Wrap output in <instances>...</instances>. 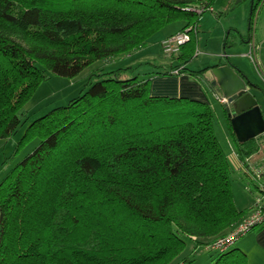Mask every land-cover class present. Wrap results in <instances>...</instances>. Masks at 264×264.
<instances>
[{
    "label": "trees",
    "instance_id": "16d2710c",
    "mask_svg": "<svg viewBox=\"0 0 264 264\" xmlns=\"http://www.w3.org/2000/svg\"><path fill=\"white\" fill-rule=\"evenodd\" d=\"M214 1L0 0L2 140L25 123L21 111L50 75L74 79L133 55L173 23L192 28L175 64L146 78L136 66L93 71L84 93L28 126L13 159L40 143L0 182V264H172L188 241L215 252L210 245L249 213L235 203L212 107L151 95L156 75L211 69L186 64ZM233 45L226 40L225 54ZM228 129L242 163L260 150L258 138L238 141L230 117ZM232 248L213 264H249Z\"/></svg>",
    "mask_w": 264,
    "mask_h": 264
},
{
    "label": "rangeland",
    "instance_id": "374dc122",
    "mask_svg": "<svg viewBox=\"0 0 264 264\" xmlns=\"http://www.w3.org/2000/svg\"><path fill=\"white\" fill-rule=\"evenodd\" d=\"M253 3L257 6L253 25L254 34L256 33L258 40L264 39V0H215L211 8L200 16L199 32L194 33L196 54L186 64L188 72L203 71L206 68L217 65L220 60H226L225 42L228 39L231 44L235 43V45L227 48L226 52L242 54L238 60L246 64L247 68L252 71V77L256 81H259L258 70L260 66L258 65V60L250 56L249 44L244 43V40L248 39L251 32L250 19ZM182 25L183 23L177 22L167 26L154 36L148 45L140 51L135 52L131 56L121 55L112 59V61H99L87 68L77 78L69 79L50 75V79L40 85L32 99L21 111L20 117L25 118L26 121L19 128L18 132L8 140L0 139V171H2L6 162V168L12 169L34 151L40 143L39 140L28 143L18 156L13 159V155L28 126L49 111L56 107L68 105L72 99L84 93L88 77L93 71L101 68L110 71L120 67L136 66L137 70L135 74H140L141 77L145 78L149 77V73L153 71H163L164 66L162 63L172 62L176 56L168 57L162 49L163 40L171 35L164 38L161 42L159 41L163 35L177 31ZM233 57L236 58V56ZM128 75L130 76L131 74ZM200 78L202 81H206L205 75L200 76L199 80ZM212 94L213 91L209 93V97L210 106H212L215 114L214 129L233 170L231 180L234 200L239 210L248 212L254 204L252 196L254 193L252 192H256L257 190L255 186L256 181L247 173L249 172L250 164L263 159L264 152L258 153L257 158L248 163L249 166L240 165L238 170L242 172V169H244L243 173L237 172L236 168L238 164L233 160L235 157L232 151L234 140L231 137L230 131L228 132L229 116L227 105L217 101L214 94ZM258 96L260 97L259 104L264 114V95L259 94ZM260 141H262L261 138ZM187 245V249L172 264H213L214 259L218 256V252H208L203 246L196 247L191 241H188ZM235 247L236 245L233 246V248Z\"/></svg>",
    "mask_w": 264,
    "mask_h": 264
},
{
    "label": "crops",
    "instance_id": "0c3cea01",
    "mask_svg": "<svg viewBox=\"0 0 264 264\" xmlns=\"http://www.w3.org/2000/svg\"><path fill=\"white\" fill-rule=\"evenodd\" d=\"M182 27L183 25L179 27L177 31L163 35L162 39L159 42H161L167 36L181 31ZM244 43L249 44L250 47L249 53L250 54L253 53V57L257 58L256 60H258V65L260 66L259 67L260 69L258 70L259 81H256L254 77H252V71H250L247 68V65L238 60L240 59L241 57L240 55L242 54L239 55L237 53L226 52L225 55L227 56V58H229L232 61L234 66H236L235 67L236 70L237 71L241 70L246 77H243L238 71L240 76H242L243 78H248V80L251 81L254 85L260 87V88L252 87L250 84L248 87L249 90H251V92L255 95V97L259 101L260 97L258 95L259 94L264 95L263 94L264 93V39L258 40L256 37V33L254 34V28H253L252 37L248 38ZM233 56H236V58ZM172 62H174V64L176 63V61H172ZM172 62H164L162 64L165 68H168V65ZM220 62L221 60L219 61V63ZM219 63H217V65ZM215 66L216 65L210 68L211 69L215 68ZM151 88H152V95L154 96L160 95V96H168L174 98L187 97L193 100L206 102L209 105H211L209 93L210 92L212 93V91L213 94L221 93L220 89L213 88L209 81L206 80L204 82L202 81L201 78L199 80V78L192 77L186 73L180 75H174V76L156 75L151 80ZM258 143L261 145L260 138H258ZM232 151L233 152L236 151L234 143L232 145ZM260 152H264V151L260 150L258 153ZM258 153L257 152L254 153L252 156L248 157L247 160L253 161L254 158H257ZM233 160L236 161L235 163L238 164L236 168L238 170V168L240 167L239 161L236 158H234ZM10 170L11 169L9 167L6 168V164L3 166L2 171H0V182L6 177V175L9 173ZM237 172L241 174L244 172V169H242V172H240V170H238ZM252 193H254L252 194V196L254 198V203H255L256 193L255 192ZM252 207L249 209L248 212H250ZM236 248L246 253L249 264H264V225L259 227L257 230H254L249 234L241 237L236 244Z\"/></svg>",
    "mask_w": 264,
    "mask_h": 264
},
{
    "label": "water",
    "instance_id": "95a60500",
    "mask_svg": "<svg viewBox=\"0 0 264 264\" xmlns=\"http://www.w3.org/2000/svg\"><path fill=\"white\" fill-rule=\"evenodd\" d=\"M205 79L229 99L227 113L240 143L264 133V114L259 101L248 88V78L240 76L234 66L222 65L207 71Z\"/></svg>",
    "mask_w": 264,
    "mask_h": 264
},
{
    "label": "built area",
    "instance_id": "2783aa9c",
    "mask_svg": "<svg viewBox=\"0 0 264 264\" xmlns=\"http://www.w3.org/2000/svg\"><path fill=\"white\" fill-rule=\"evenodd\" d=\"M198 12L202 13L203 10L199 9ZM191 31L192 28H188L164 39L162 42V49L164 54H166V56L168 57L179 55L182 46H184L191 40ZM250 56L253 57V53H251ZM174 73L178 75L179 71L175 70ZM214 96L217 101L229 106V99L222 93H214ZM258 138L262 139L260 150L263 149L264 151V133ZM233 155L239 161L240 165L249 166L248 163L252 162V160L246 159V162L242 163L237 151H234ZM247 174L252 176V178L256 181L255 186L257 191L255 192L256 198L254 206L252 207L250 212L233 227L231 231H229L225 236L218 238L212 245H210L209 248L212 251L218 253L226 252L230 248L235 246L242 236L248 234L257 227H261L264 225V156L261 161L259 160L258 162L250 164L249 172Z\"/></svg>",
    "mask_w": 264,
    "mask_h": 264
},
{
    "label": "snow or ice",
    "instance_id": "6c2138e0",
    "mask_svg": "<svg viewBox=\"0 0 264 264\" xmlns=\"http://www.w3.org/2000/svg\"><path fill=\"white\" fill-rule=\"evenodd\" d=\"M234 239H235V237H234Z\"/></svg>",
    "mask_w": 264,
    "mask_h": 264
}]
</instances>
